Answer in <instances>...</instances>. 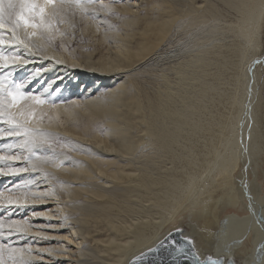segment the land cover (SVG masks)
<instances>
[{
	"label": "bare ground",
	"instance_id": "1",
	"mask_svg": "<svg viewBox=\"0 0 264 264\" xmlns=\"http://www.w3.org/2000/svg\"><path fill=\"white\" fill-rule=\"evenodd\" d=\"M95 2L89 7L82 0V6L68 7L61 14L59 27L69 23L67 16L75 21L78 14L82 17L72 26L75 39L71 35L74 41L68 40L73 47L68 60L62 56L67 48L58 47L52 40L46 41L49 46L45 62L31 63L38 65L33 67L38 74L51 61L53 67L46 73L59 76L67 72L59 70L58 65L71 63L80 68L78 80H84V87L94 85L88 96L81 97L49 94L54 81L42 93L32 91L57 102L56 107L47 103L36 108L33 126L60 133L80 159H67L66 154L55 151V159L47 158L54 162H44L48 151L38 149L31 162L50 174L47 180L58 177L60 190L54 185L51 190L44 186L35 195L29 193L27 202L19 207L0 205L8 214H3L5 227L9 220L26 222V232L34 234L37 246L46 253V257H40L30 239H25L26 234L17 235L15 238L21 239L18 248L31 249L16 257L17 264H139L165 241H172L174 236L180 240L181 235L192 241L191 249L200 261L223 257L236 264H262L264 186L257 187V179L246 183L244 178L248 170L253 174L260 171L259 157L264 149V144L260 147L263 141L258 143L264 137V107L259 97L264 78H258L263 63L260 28L264 24V0H146V9L138 13L136 6L108 0L104 11H119V21L110 19L111 14L110 18L98 19L94 11L100 7ZM218 3L239 14L230 28L237 38L229 48L236 60L226 54L224 41L216 43L218 35H223L216 24L222 10ZM206 25L207 44L198 45V39H193L186 51L176 49L178 63L159 66L153 61L150 67L130 73L135 66L166 52V46L174 44L176 37ZM187 40L182 43L187 44ZM111 43H116L115 48ZM72 58L85 62L86 67ZM254 62L257 65L253 71ZM229 63L236 81L230 96L234 135L224 152L216 150L213 154L206 145L208 151L200 158L198 139L206 129L202 118L207 108L205 99L219 88L221 70ZM213 67L217 73L210 74ZM126 70L129 75L118 77ZM86 74H90L88 78ZM60 115L68 125L66 129L60 128ZM0 147L5 154H12L3 143ZM14 153L25 156L27 150L16 148ZM9 164L11 161L0 162L4 167ZM240 169L239 183L236 178L241 177L235 173ZM1 177L8 182V188L2 189L6 196L20 194L15 186L24 184L20 182L21 173ZM95 179L97 185H91ZM87 181L86 185L74 184ZM107 184H113V188ZM21 191L28 192V188ZM68 198L71 200L65 201ZM82 199L91 204H84ZM49 200L59 201L57 215L52 213L54 209L41 211L36 207L40 202L51 203ZM65 206L72 209V215L65 213ZM21 212L28 217L21 220ZM53 216L61 218L59 224H52ZM56 227L58 230L53 232ZM81 234L91 238L84 249ZM54 237L73 241L74 249L67 255L68 245ZM41 258L46 261L43 263Z\"/></svg>",
	"mask_w": 264,
	"mask_h": 264
},
{
	"label": "rangeland",
	"instance_id": "2",
	"mask_svg": "<svg viewBox=\"0 0 264 264\" xmlns=\"http://www.w3.org/2000/svg\"><path fill=\"white\" fill-rule=\"evenodd\" d=\"M100 1H102V2L100 3ZM145 2H146V0H122V2L119 5L125 3L127 5L136 6V7H134V10L138 13L139 10L142 11V10L146 9V6L143 5V4H145ZM95 3H98L99 7H100V9L94 11L96 17L99 16L98 19H101V16H105L106 18L107 17L110 18L109 14H111L113 16H111L110 19H112V20L114 19L115 21L120 20L121 13L119 11H117V10H111L109 12L104 11V8H107L106 3L108 4V0H96ZM111 3H112V1L110 2V4ZM218 4L222 10L219 14V19L216 21V24L220 28L223 29V35H221V36L218 35L217 38L219 39V41H217L216 43H222V41H224V43L227 44V47L225 48V50H227L228 52H226V54L229 55L230 59H234L233 54L229 50V48H231L230 45L233 44L237 40V38L233 36V32H230V28H232L235 25L239 14L236 13L232 9H229V8L226 9L225 6H222L220 3H218ZM101 5H104L106 7H102ZM91 6L92 5H90L89 7H91ZM90 9L92 11L94 8H90ZM67 10H68V6L66 5L64 11H67ZM78 15H77L76 21L74 20V18L69 19V17L66 15L67 16L66 19L69 20V23L64 24L60 27L57 26V30L55 31L54 36H53V40L57 43L58 47L65 46L67 48V52L62 54V56H63V58H65V60H68L69 56L72 54L73 47H70V45H68V40L72 39L71 35H74V32H75V30L72 26H74L75 24H78V22H80L82 19V17L78 16ZM77 27L78 26H76L75 29H77ZM207 27H208V25H206V26H204L198 30L193 31L192 34L186 35V33H185L182 36L176 37L175 39H173L174 44H169L168 46H166L168 48V50L166 52H161V54L156 55L155 57H152L151 59H148L147 61L142 62L140 65L135 66L134 68L130 69L131 70L130 73L139 72L140 70L147 68L149 66L148 64H150V66H151L153 61L155 63L158 62L159 66L178 63L179 62L178 61L179 55L175 53L176 49L182 47V50L186 51L187 45L189 43H192L193 39H198L196 41V43L198 45L207 44V42H205V36L207 35V32L205 29ZM79 31L81 33V29ZM260 35H261V40H263V42H262V48H263V50H262L263 51L262 61H263V63L261 66L262 70H260V75H258V78L259 79L261 78L263 80V78H264V24L260 28ZM73 38L75 39V35L73 36ZM186 39H188L187 44L182 43V42H185ZM73 41L74 40L72 39V42ZM34 42L37 45L41 46L45 50L41 51L38 48L33 49L34 55L29 56L28 53L25 52L23 49H19V50H21V53L23 54L24 58L29 60V63L23 67L11 66L10 70L9 69H0V76H10V78L16 83H17V81L20 80V79L18 80L19 76H21L20 82H24L27 87L30 86L29 89L31 88V91H34V93H40L41 91L44 92L48 88V85L51 83V81H54V85L51 88V92L49 93L51 95H62V96L67 95V96H69L70 94H72L74 96L81 97V96H88L91 93L90 88L94 84H92V85L90 84L89 86L84 87L83 86L84 80H81V81L78 80V78L81 77L78 74V73H80L79 72L80 68L72 66L71 63H62V64L58 65L60 67L59 70H64L67 72V75H64V76L46 73L47 71H49L53 67V64L51 61H47L40 68V70H42V71L40 73L36 74L35 73L36 70L33 67L34 66L38 67V65L31 64V63L36 62V61L41 62V63L45 62L43 57H45V54L48 52L49 44H48V42H46L45 39H43L39 35H37V37L34 38ZM179 43H181V45L177 47V45ZM111 46H112V48H115L116 43H115V45H114V43H113V45L111 43ZM75 47H77V46H75ZM225 50H223V51H225ZM175 57H178V58H175ZM32 58H34V59L30 60ZM72 60H75L78 63H80L79 64L80 66L86 67V63L81 61V60H77L74 58H72ZM234 60H236V58ZM255 64L257 65L256 62L252 63L253 67H251V69L253 68L252 69L253 71L255 70L254 69ZM146 65H148V66H146ZM148 69H151V68H148ZM128 72H129V70H126L125 72H119L118 77H120V75H121V78H124L126 75L130 74ZM84 73H91V72H83L82 74H84ZM209 73L210 74L217 73V69L215 67H213ZM232 73H233V70L231 68V64L229 63V65H227L226 68H223L221 70V76H220L221 80H220L219 88L217 90L211 91L210 94L208 95V97L205 99L207 108L205 109L204 113L202 114V118H203V124H204L206 129L200 133V137L198 139L199 151L197 152V154H198V157H200V158L204 157V155L208 151V148H206V145H208L209 149L212 150L213 154H215L216 150L224 152L225 149L229 147V141L231 140V138L234 135L232 128H231L234 121L232 119V114H231L232 113V104H231L230 96L232 95L234 88L236 87V81H235V78L232 76ZM77 75H79V76H77ZM88 75H90V74H86L85 78H88L89 77ZM117 78H115V79H117ZM207 79H211V75H208ZM263 82H264V80H263ZM106 86L109 88L111 87V85H106ZM262 90H263V92H262ZM259 97L262 99L263 107H264V87H263V89H261ZM59 117L61 118V122H62L60 128L66 129L68 125L66 124L64 117L62 115H60ZM56 133L60 134L57 131H56ZM60 136L61 135H58V139L56 141H51L50 144L39 145L38 147L33 149V152L37 155L38 149L42 150V151H43V149H45L46 150L45 152L48 151L47 153H45L46 154V160H47V158L49 160L55 159L56 156H58V154L55 151L62 152L64 154H66L67 159L70 157L71 158H74V157L79 158L78 156H75V154L72 152V148L67 147V145L70 144L69 140L68 139L63 140ZM73 138H75V140L79 141L80 143L83 142L85 144H89V146L93 145L89 141H88V143H86L85 141H81L77 137H73ZM258 141H260L258 143H261L263 141L262 145L260 144V147L263 146L264 137H260ZM12 142L14 143V141L9 140V142H8V140H5V141H1L0 144L3 143V145H4L5 143H12ZM40 146H42V147H40ZM263 148H264V146H263ZM15 149L16 148L12 149V153H14ZM49 150H51L52 152H49ZM262 153H263V155L261 154V157H259V161L262 165L260 168V171L257 172L256 174L255 173L253 174L252 170H248L247 171L248 173L247 172L245 173L246 175H248V177L245 176L246 178H244L246 180V183H247V181L253 182V180L257 179V181H256L258 183L257 187L259 185L262 187L264 186V157H263L264 156V149L262 150ZM25 156H28V152L25 154ZM32 158H33V156H32ZM262 158H263V160H262ZM4 162H8V161H4ZM11 163L13 166H19V167L29 166L30 167V165L27 164V161L24 160L23 158L21 160H18V161H11ZM39 169L40 168H38V170L36 172L21 173L23 180L20 182H24V183L26 181L29 182L28 187H27L28 193L37 194L38 192H40L44 189V186H45V188L51 190L53 188V185L56 186L58 190H60L61 180L58 177H55L53 181H49V180H47V176L44 175L45 171L43 169H42L43 171H39ZM235 175L237 177H241V169L238 170L235 173ZM5 179L6 178H4V177L0 178V191H2V189L5 187L8 188V182ZM55 179H57V180H55ZM236 179L240 183V181L242 180V177H241V179H239V178H236ZM87 183H88V181L84 184H78V183H74V184H76L77 186H81V185H86ZM97 183H98V179L91 180V182H90L91 185H97ZM10 187H12V185ZM107 187L113 188V184H107ZM66 200L70 201L71 199L69 200V198H68V199H65V201ZM49 202H51V203L47 204V203L40 202L42 205L43 204H45V205L41 206V204L39 203L40 205H38L36 207L40 208L41 211H47L50 209L51 210L54 209L52 213L57 215V213H56L57 208L56 207L59 204V201H56V203H55V201L49 200ZM52 202H54V203H52ZM81 202H83L84 204H91V201H88L87 199H82ZM36 203H38V202H36ZM42 207H44V209H42ZM65 208H66L65 213L66 212L70 213V215L73 214V211L71 208L69 209L66 206H65ZM5 211H7V210L6 209L4 210L3 207L0 209V214H1L0 217H2L3 219L5 218V215L8 216V214ZM231 212H233V211H231ZM3 214H5V215H3ZM27 215H25V212H21L22 217H20V219L23 220L24 218H27L28 217ZM77 215L79 216V214H77ZM51 219L54 221L52 224H54L56 222L54 225L59 224L61 221V218H59V217L57 218L56 216L51 217ZM77 219L81 220L82 217H77ZM52 220H50V221L52 222ZM187 220L188 219H186L183 222H187ZM184 229L185 228H183V229L181 228V230H184ZM57 230H58V227H56V229H54L53 232L54 231L56 232ZM7 233H8V227H4L5 236H7ZM23 234H26L25 235L26 240L30 239V245L37 248L36 251L39 253L40 257H42V258L46 257V253L43 254L42 251L37 246L38 241L36 240V237L33 236L34 234H32L30 232H23L20 235H23ZM185 234H187V231ZM81 235L83 236V234H81ZM16 236L17 235H13L10 239H7V244H10L13 248L19 247L18 246V243H19L18 239H20V237L16 239L15 238ZM55 239L56 240L58 239L61 244L70 246V247H68V246L65 247L67 255H68V253H70L71 248L74 249L73 241L69 242L67 238H64V240H63V237L55 238ZM69 239H72V238L69 237ZM75 239H76V236H75ZM83 239H84V243L82 246L84 249L87 245H89V240L91 238L89 236H86V238L83 236ZM58 246H59V244H58ZM62 249H63V247H62ZM27 259L29 261L32 260V258H30V257H27ZM242 259H244V258H242ZM44 260L42 261L43 263H44ZM28 264H31V263H28ZM45 264H50V262L46 261ZM51 264H53V263L51 262Z\"/></svg>",
	"mask_w": 264,
	"mask_h": 264
},
{
	"label": "snow or ice",
	"instance_id": "3",
	"mask_svg": "<svg viewBox=\"0 0 264 264\" xmlns=\"http://www.w3.org/2000/svg\"><path fill=\"white\" fill-rule=\"evenodd\" d=\"M94 2L95 0H83L84 5ZM66 5L68 7L82 6V0H0V69L10 70L11 66L23 67L29 63L18 49H23L29 56L34 55L33 49L38 48L44 51L45 49L34 42V38L39 35L51 43ZM87 10V7H84V11L87 12ZM47 103H50L52 107L57 106L55 100L50 101L47 97L42 98L40 94L32 93L26 88L24 82L16 83L10 76H0V141H14V143L3 145L8 153H12L13 148H26L28 152V156H22L20 153L5 154L4 151H0V162L18 161L23 158L30 165V167L12 164L7 167L0 166V176H17L20 173L36 172L38 165L31 162L32 156L36 155L33 149L58 139L57 133L33 126L37 116L35 109ZM36 158L40 159L39 156ZM44 162L54 161L45 160ZM39 171L43 170L39 169ZM44 175L50 174L45 172ZM28 183L26 181L23 185L15 186L19 195L6 196L4 191H0V205L19 207L22 203H26L29 193L21 190L26 189ZM7 224L8 233L5 236L3 231L5 220L0 217V264H17L16 257L30 252L31 249L13 248L4 241L13 235L26 232V222L9 220ZM176 251L183 253L184 247L180 246ZM261 252L264 253V248ZM197 264H226V261L209 257L207 261L198 260ZM232 264H235V260Z\"/></svg>",
	"mask_w": 264,
	"mask_h": 264
},
{
	"label": "water",
	"instance_id": "4",
	"mask_svg": "<svg viewBox=\"0 0 264 264\" xmlns=\"http://www.w3.org/2000/svg\"><path fill=\"white\" fill-rule=\"evenodd\" d=\"M184 232L185 231H182L181 233L183 234ZM173 233L175 235L176 231ZM181 237H179L180 240L175 239V236L172 241H169L168 239L162 244L163 247L153 251L150 256H144L143 258H141L142 260L139 262V264H197V261L199 259L192 251L193 249H191L192 241L187 239L185 240ZM180 246L184 247L183 253L176 251V249ZM208 259L209 258H205V260L202 261H207ZM211 259L225 261V258L223 257H214ZM232 262V259L226 260V264H232Z\"/></svg>",
	"mask_w": 264,
	"mask_h": 264
},
{
	"label": "flooded vegetation",
	"instance_id": "5",
	"mask_svg": "<svg viewBox=\"0 0 264 264\" xmlns=\"http://www.w3.org/2000/svg\"><path fill=\"white\" fill-rule=\"evenodd\" d=\"M237 258H239V257H237Z\"/></svg>",
	"mask_w": 264,
	"mask_h": 264
}]
</instances>
